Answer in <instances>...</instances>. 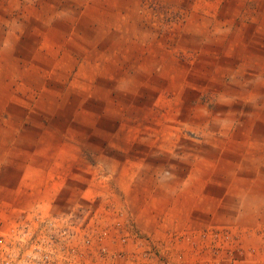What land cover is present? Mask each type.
Returning a JSON list of instances; mask_svg holds the SVG:
<instances>
[{"label":"rangeland","instance_id":"1","mask_svg":"<svg viewBox=\"0 0 264 264\" xmlns=\"http://www.w3.org/2000/svg\"><path fill=\"white\" fill-rule=\"evenodd\" d=\"M0 163V264L36 210L59 264H264V0H0Z\"/></svg>","mask_w":264,"mask_h":264},{"label":"built area","instance_id":"2","mask_svg":"<svg viewBox=\"0 0 264 264\" xmlns=\"http://www.w3.org/2000/svg\"><path fill=\"white\" fill-rule=\"evenodd\" d=\"M79 220L72 213L45 216L40 210L26 213L16 222V235L27 247L32 264H59L68 261L66 253L75 248L82 232Z\"/></svg>","mask_w":264,"mask_h":264},{"label":"crops","instance_id":"3","mask_svg":"<svg viewBox=\"0 0 264 264\" xmlns=\"http://www.w3.org/2000/svg\"><path fill=\"white\" fill-rule=\"evenodd\" d=\"M17 170L15 169L12 173L11 178L7 177V171L5 167H2L0 163V217L9 216V212H7L5 204L7 203V199H13V198H20L21 194L25 193V189H22V186L20 184L17 185V182H20V177L17 175ZM43 193H40L39 191H36L34 195L26 197L25 203L26 206H32L39 202H44L45 200H48L47 195H49V191H46ZM41 200V201H39ZM10 204H12V201L10 200ZM17 214L16 210H13ZM11 213V212H10ZM15 216V215H14ZM15 218V217H14ZM3 219V218H2ZM15 221V220H14ZM13 221V222H14ZM12 223V222H11Z\"/></svg>","mask_w":264,"mask_h":264}]
</instances>
